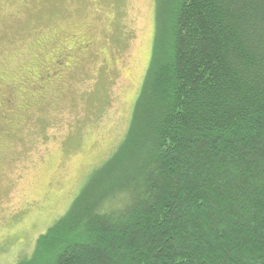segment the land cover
<instances>
[{
  "label": "trees",
  "instance_id": "obj_1",
  "mask_svg": "<svg viewBox=\"0 0 264 264\" xmlns=\"http://www.w3.org/2000/svg\"><path fill=\"white\" fill-rule=\"evenodd\" d=\"M103 172L15 264H264V0L160 4Z\"/></svg>",
  "mask_w": 264,
  "mask_h": 264
},
{
  "label": "rangeland",
  "instance_id": "obj_2",
  "mask_svg": "<svg viewBox=\"0 0 264 264\" xmlns=\"http://www.w3.org/2000/svg\"><path fill=\"white\" fill-rule=\"evenodd\" d=\"M166 1L0 0V97L7 83L17 95L0 130V264L30 258L109 177L100 172L129 131ZM76 37L87 50L59 77L54 63Z\"/></svg>",
  "mask_w": 264,
  "mask_h": 264
},
{
  "label": "flooded vegetation",
  "instance_id": "obj_3",
  "mask_svg": "<svg viewBox=\"0 0 264 264\" xmlns=\"http://www.w3.org/2000/svg\"><path fill=\"white\" fill-rule=\"evenodd\" d=\"M82 41H83L82 39L76 37L75 45L72 46V47H75L74 48L75 51H69L67 49V50H62L58 54V59L55 61L54 65L56 68L60 69L59 77H60V74L65 73L66 70L72 66V63L74 59L76 58L75 53L77 54V57H80L79 54H83L84 52H86L84 50H87V45L84 44ZM72 47H69V48L72 49ZM54 74L55 73L53 72L49 76L47 75L46 77L52 78ZM43 81H44V78H43ZM2 88H3V93L1 94V97H0V101H1L0 102V130L2 127L3 129L5 128L4 130L2 129V131H9L10 123L8 125V122L11 119L10 117L11 108H14L13 105L14 103H16L15 97L17 95L15 94L14 89L13 90L11 89V84L9 83L3 84ZM6 113H8V115Z\"/></svg>",
  "mask_w": 264,
  "mask_h": 264
},
{
  "label": "clouds",
  "instance_id": "obj_4",
  "mask_svg": "<svg viewBox=\"0 0 264 264\" xmlns=\"http://www.w3.org/2000/svg\"><path fill=\"white\" fill-rule=\"evenodd\" d=\"M126 199H127V194L126 193H121V194H119L116 197V201L119 203V207H120L121 210H123L124 207H125V203L124 202L126 201ZM128 202L130 203V201H128ZM106 206H107V203H105L101 207H98L96 209V213L98 215H105V210L104 209H105Z\"/></svg>",
  "mask_w": 264,
  "mask_h": 264
}]
</instances>
